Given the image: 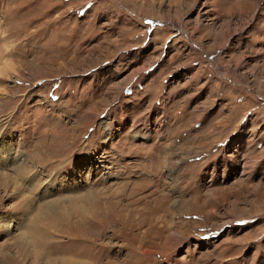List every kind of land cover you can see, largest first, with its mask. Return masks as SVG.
Listing matches in <instances>:
<instances>
[{
    "label": "rangeland",
    "instance_id": "1",
    "mask_svg": "<svg viewBox=\"0 0 264 264\" xmlns=\"http://www.w3.org/2000/svg\"><path fill=\"white\" fill-rule=\"evenodd\" d=\"M0 264H264V0H0Z\"/></svg>",
    "mask_w": 264,
    "mask_h": 264
},
{
    "label": "bare ground",
    "instance_id": "2",
    "mask_svg": "<svg viewBox=\"0 0 264 264\" xmlns=\"http://www.w3.org/2000/svg\"><path fill=\"white\" fill-rule=\"evenodd\" d=\"M128 194H129V193H128ZM122 196H124V195H122ZM107 197H108V196H107ZM113 197H114V196H113ZM115 199H116V198H115ZM122 199H123V198H122ZM132 200H133V199H132ZM117 201H118V200H117ZM122 201H123V200H122ZM180 202H181V201H180ZM110 203H111V200H110ZM100 204H101V203H100ZM105 204H106V203H105ZM108 204H109V203H108ZM114 204H115V203H114ZM116 204H117V203H116ZM134 204H135V203H134ZM179 204H180V203H179ZM101 205H102V204H101ZM121 205H122V204H121ZM132 205H133V204H132ZM116 206H117V205H116ZM119 206H120V205H119ZM176 206H177V205H176ZM180 206H181V205H180ZM125 207H126V206H125ZM125 207H124V208H125ZM129 207H130V206H129ZM138 209H139V208H138ZM142 210H143V209H142ZM122 211H123V210H122ZM138 211H140V210H138ZM163 211H164V209H163ZM119 212H120V211H119ZM166 212H167V211H166ZM110 213H111V212H110ZM124 213H125V212H124ZM108 214H109V213H108ZM111 214H112V213H111ZM141 214H143V213H141ZM103 215H104V214H103ZM114 215H115V214H114ZM135 215H136V214H135ZM161 215H162V214H161ZM164 216H165V215H164ZM168 216H169V215H168ZM146 217H147V216H146ZM154 217H155V216H154ZM154 217H153V218H154ZM111 218H112V217H111ZM138 218H139V217H138ZM153 218H152V219H153ZM86 219H87V218H86ZM113 219H114V218H113ZM122 219H124V218H122ZM130 219H131V218H130ZM145 219H146V218H145ZM161 219H162V218H161ZM166 219H167V218H166ZM110 220H111V219H110ZM156 220H157V219H156ZM103 221H104V220H103ZM115 221H116V220H115ZM118 221H119V220H118ZM121 221H122V220H121ZM126 221H128V220H126ZM132 221H133V220H132ZM132 221H131V222H132ZM167 221H168V220H167ZM91 222H92V221H91ZM106 222H107V221H106ZM163 222H164V221H163ZM173 222H174V221H173ZM173 222H171V223H173ZM126 223H127V222H126ZM143 223H144V222H143ZM105 224H106V223H105ZM105 224H104V225H105ZM120 224H122V223H120ZM133 224H136V223H133ZM139 224H140V223H139ZM129 225H130V224H129ZM162 225H163V224H162ZM93 226H94V225H93ZM95 226H96V225H95ZM114 226H115V225H114ZM133 226L135 227V225H133ZM139 226H140V225H139ZM139 226H138V227H139ZM151 226H152V225H151ZM100 227H101V226H100ZM110 227H111V226H110ZM121 227H122V226H121ZM125 227H126V226H125ZM128 227H129V226H128ZM165 227H171V226L166 225ZM129 228H130V227H129ZM132 228H133V227H131V229H132ZM139 228H140V227H139ZM139 228H138V229H139ZM156 228H157V227H156ZM140 229H141V228H140ZM163 229H164V228H163ZM102 230H103V229H102ZM164 230H165V229H164ZM128 231H129V230H128ZM158 231H159V230H158ZM107 233H108V232H107ZM119 233H120V232H119ZM161 233H162V232H161ZM103 234H104V233H103ZM120 234H121V233H120ZM158 234H159V233H158ZM179 234H180V233H179ZM109 235H110V234H109ZM145 235H146V234H145ZM177 235H178V234H177ZM115 236H117V235H115ZM162 236H163V235H162ZM115 238H116V237H115ZM145 238H146V237H145ZM155 238H156V237H155ZM152 239H154V238H152ZM152 239H151V240H152ZM144 240H145V239H144ZM148 240H149V239H148ZM156 242H157V241H156ZM144 243H145V242H144ZM158 243H159V242H158ZM145 244H146V243H145ZM147 246H148V245H147ZM151 247H152V246H151ZM151 247H150V248H151ZM154 247H155V246H154ZM135 248H136V247H135ZM146 249H147V248H146ZM139 250H140V249H139ZM159 250H160V249H159ZM155 251H156V250H155ZM160 251H161V250H160ZM161 252H162V251H161Z\"/></svg>",
    "mask_w": 264,
    "mask_h": 264
}]
</instances>
